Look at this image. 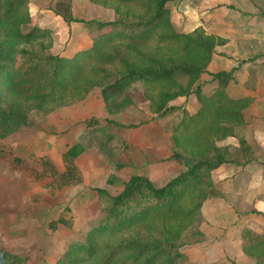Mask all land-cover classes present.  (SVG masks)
<instances>
[{
    "label": "trees",
    "instance_id": "1",
    "mask_svg": "<svg viewBox=\"0 0 264 264\" xmlns=\"http://www.w3.org/2000/svg\"><path fill=\"white\" fill-rule=\"evenodd\" d=\"M88 1L112 8L114 17L93 23L63 12L66 21L96 24L99 29L91 35L89 47L67 57L52 51L50 28L31 25L30 0H0V106L2 102L7 106L0 107L1 120L26 122V111L37 109L45 115L70 100L82 99L96 86L112 114L131 103L130 97L119 103L116 97L137 82L143 83L151 120L178 111L179 119L169 130L171 158L186 169L160 187L144 175L119 181L110 174L106 182L120 184L122 190L111 196L94 188L108 200L99 222L83 241L69 243L55 264H179L185 257L179 250L182 235L191 227L197 232L202 219L201 207L213 185L211 171L230 161L228 148L216 143L244 122L243 112L252 99L227 95L231 71L210 72L217 85L208 94L203 91L200 76L208 72L214 47L222 40L201 27L176 31L168 0ZM179 76L187 78L186 84L177 80ZM191 94L199 102L195 112L168 106L170 100ZM142 122L116 124L136 127ZM83 149L76 142L62 154L66 178L72 176L74 159ZM243 233L245 254L264 264V233L248 229ZM26 263V256L0 248V264Z\"/></svg>",
    "mask_w": 264,
    "mask_h": 264
},
{
    "label": "crops",
    "instance_id": "2",
    "mask_svg": "<svg viewBox=\"0 0 264 264\" xmlns=\"http://www.w3.org/2000/svg\"><path fill=\"white\" fill-rule=\"evenodd\" d=\"M38 1L49 2L30 0L31 22L34 23L36 16V25L50 28L53 31L52 51L67 57L89 47L92 44L91 35L99 29L96 24L87 26L82 21H66L63 12L71 13L74 18L85 21L103 22L113 18L102 20L91 15L99 5L93 6V3L87 0H71L69 6L54 0L55 5L61 6L58 10L51 5L52 10L43 9L44 6L36 5ZM166 5L176 31L190 32L201 27L206 34L222 40L214 47L207 66L208 72L200 76L203 91L208 94L217 85L210 72L231 71L232 78L225 89L227 95L233 99H252L243 112L244 122L234 126L231 136L216 143L218 147L228 148L230 161L211 171L213 185L209 197L202 204V221L197 225V231L201 235L199 237L203 239L188 243L183 252L188 255L189 261L195 264H257L245 254L242 246L245 229L259 235L264 233V0H168ZM79 6L82 9H79ZM106 10L109 11L110 8ZM111 11L114 16V11ZM141 93L142 99L139 102L146 104L149 110L143 90ZM97 102L103 112L98 110L96 114L107 115L101 95ZM168 106H184L189 113H193L198 109L199 102L195 95L191 94L187 98L179 96L170 100ZM176 113L178 111L172 114ZM149 114L151 115L150 110ZM169 115L143 121L136 127L111 126L113 128L109 131L117 135L129 149L117 153L116 161L110 162L113 159H109L105 153L101 156L95 154L91 160L88 158V163L82 161L84 151L75 157L76 167L80 170L85 168L92 180L87 181L86 176L83 181L59 190L60 201L54 206L50 214L51 222L46 224V228L50 226L57 236L55 239L61 251L47 262H40L35 258L40 252L37 250V253L33 254L34 264H55L65 246L69 242L78 241L95 224L97 218L101 217L103 197L89 187L103 188L107 194L114 196L122 190V186L108 184L106 180L110 174H114L119 181H126L131 175H144L155 186L160 187L184 170V165L171 158L170 131L164 122ZM116 121L135 124V121ZM93 122L87 123L86 126ZM93 126L95 125L87 128L92 129ZM62 152L63 150L54 160L58 169L63 162ZM95 180H99L100 184H93ZM29 182L26 180L27 184ZM3 186L0 183V194L4 188L7 189ZM9 189L14 188L11 185ZM22 195L23 192L17 187L16 196L20 199ZM6 199L7 197L0 199V215H4L1 220H6L5 216L9 213L2 207ZM16 221L17 225L29 226L34 230L40 225H34L38 220L28 217ZM14 253L27 256L26 264H29L27 252ZM48 254L51 253L47 252L45 255ZM41 256L40 254L39 257Z\"/></svg>",
    "mask_w": 264,
    "mask_h": 264
},
{
    "label": "rangeland",
    "instance_id": "3",
    "mask_svg": "<svg viewBox=\"0 0 264 264\" xmlns=\"http://www.w3.org/2000/svg\"><path fill=\"white\" fill-rule=\"evenodd\" d=\"M55 2H63L64 5L68 4L69 6L71 0H55ZM36 5L39 7L44 6L46 8L43 7V9L46 10H52L51 6H54L57 10L61 8V6L55 5L54 0H49L48 3L38 1ZM94 5L98 6L99 4L93 3ZM100 6L91 15L98 16L102 20L114 17L111 14L113 13L112 8L107 11L106 7L102 6V9H100ZM79 9L82 8L79 6ZM79 14L81 15V13ZM37 21L38 19L34 16V23L31 22V25H36ZM93 23H95V20H93ZM177 80L182 84H186L187 78L179 76ZM141 90H144L143 83L137 82L130 87L128 93L118 95L116 97L118 103L123 101L125 97H130L131 103H125L120 111L115 113L109 114L106 112L107 115L96 114L98 110L103 112V108L99 107L97 102L101 95L99 86L91 89L82 99L70 100L69 103L54 108L45 115L39 114L37 109L26 111V122L19 120V118L1 120L3 116L0 115V183L4 185L3 187H7L1 192L0 199L7 197L6 204L3 203L2 207L9 212L5 216L6 220H1L4 215H0L1 223L5 221L3 224L0 223V248L8 249L11 252H27L29 254V264H34L33 254H36L37 250L40 252L35 258L40 262H47L54 255H58L61 249H59L57 239H55L57 236L52 232L50 226L46 228V224H50L52 219L50 214H52L54 206L60 201L61 192L59 190L67 185H75L83 181L86 176L87 181L92 180V178L88 176L84 170L85 168L80 170L77 167L74 168L72 176L66 178L63 175L66 171L64 161L58 169L54 160L58 158L62 150L63 154L71 145L77 142L82 144L84 148L82 161L88 163L95 154L101 156L103 153L107 154L110 157L109 159H113L110 162L116 161L118 158V156L116 157L117 153L129 150L127 149L128 146L117 135L109 131L113 128L111 126H119L116 123H121L116 120L123 122L135 121V124L151 120L150 109L147 110L146 104L139 102L142 99ZM0 107L6 108V102H2ZM172 113L164 121L168 130L179 119V113ZM91 118L95 120L94 122L90 121L93 123L89 126L95 125L92 129L86 126L87 121ZM76 132L78 135H76ZM111 135L112 137H108ZM185 156L188 158V155ZM183 167L185 170V166ZM26 180H29L30 184H27ZM93 184L99 185L100 182L95 180ZM11 185L14 188L13 190L9 189ZM17 187L23 192L20 199L16 196ZM89 188L95 191L94 188L96 187ZM43 194H46L45 197H42ZM23 196L24 200H22ZM102 201L105 205L108 202L107 197L104 196ZM24 217L38 220L34 225L40 224L39 227L34 230L29 226L17 225L16 219ZM99 218H97L95 225L99 222ZM196 230H198L197 226ZM197 232H195L194 227H191L182 235V244L179 250L185 257L180 259L179 264H195L189 261L188 255L183 252V248L188 243L203 239V237H199L201 235ZM130 233L132 232H128L126 235ZM59 235L61 236L60 233ZM84 239L85 235L78 241L72 242H81ZM47 252L52 255H45ZM40 254L41 257H39Z\"/></svg>",
    "mask_w": 264,
    "mask_h": 264
}]
</instances>
